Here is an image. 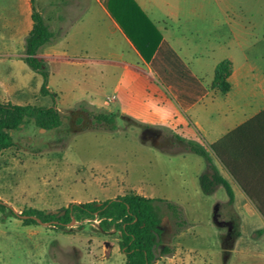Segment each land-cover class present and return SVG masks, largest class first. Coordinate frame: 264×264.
<instances>
[{"label":"crops","instance_id":"1","mask_svg":"<svg viewBox=\"0 0 264 264\" xmlns=\"http://www.w3.org/2000/svg\"><path fill=\"white\" fill-rule=\"evenodd\" d=\"M208 6L193 0H39L35 7L53 37L38 49L37 55L47 65V89L61 94L62 100L70 97L71 106L84 102L89 109L124 114L141 124L130 130L135 150L158 155L161 160L171 154L182 159L192 155L198 165L191 197L193 202L197 201L194 210L204 206L211 212L219 202L227 203V194L221 185L203 191L199 175L206 171L205 161L185 149V142L190 140L204 146L233 193L229 205L233 216L239 218L240 234L230 253L252 252L256 241L245 240L243 236L247 218L259 220V225L251 227L252 231L255 226L264 229V217L211 144L264 108V25L260 21L253 27L241 18L228 20L227 44L223 55L216 56L213 45L200 47L197 43L209 41L213 32L206 25L208 14L199 12ZM31 12L30 0H19L10 14L0 11V61L7 60L16 68L14 77H0V102L28 104L10 101L11 97H5L1 88L21 91L35 81L36 89L40 90L41 75L22 59L24 38L32 26ZM223 58L232 62L230 88L225 93L211 88L214 67ZM116 125L114 130L97 131L108 133L114 140L111 150L121 153L129 139L128 130L117 119ZM141 126L156 130L155 138L163 136L164 129L170 131L183 140H179L183 145L174 149L141 140L138 137ZM139 166L134 164L132 168ZM222 189L225 195L216 197ZM118 192L88 200H104L130 192L157 198L141 183ZM71 201L84 202L70 199L66 204L42 208H59ZM199 202L203 203L201 207ZM182 235H186L184 230L177 238L183 239ZM153 264H193V260L171 255L156 259Z\"/></svg>","mask_w":264,"mask_h":264},{"label":"rangeland","instance_id":"2","mask_svg":"<svg viewBox=\"0 0 264 264\" xmlns=\"http://www.w3.org/2000/svg\"><path fill=\"white\" fill-rule=\"evenodd\" d=\"M193 1L209 4L208 9L200 8L199 12L208 14L206 25L213 32L209 41L197 43L200 47L207 43L213 45L216 56L223 55L224 44H227L225 29L228 20L241 18L253 27L260 21L264 25V0ZM34 3L38 4L39 0ZM18 4L19 0H0V11L10 14ZM15 69L9 61H0V77H14ZM7 81L10 85V80ZM1 91L5 97L10 96L12 102L53 105L63 116V124L51 130L38 129L32 123L22 125L12 132L14 144L0 151V200L15 212L20 213L31 205L45 209L42 207L66 204L70 199L87 201L110 197L116 191L121 193V189L141 183L157 198L179 205L187 222L176 232L164 202H156L163 230L161 242L172 248L171 254H160L157 259L174 255L185 261L191 258L193 264H264V229L255 226L251 231L253 225H259L257 218H247L243 233L245 240L256 241L254 250L225 256L221 240L230 246L238 227L230 205L219 202L211 212L204 206L201 210H194L197 201L193 202L191 197L193 182H197L198 165L192 155L182 159L171 154L168 159L161 160L158 155L135 150L131 139L133 133L130 132L135 124L122 122L120 118L117 123L123 127L126 125L129 139L122 146L124 152L112 151L110 146L114 140L108 137V133L97 131L99 129L79 131L90 122L86 114L78 110L80 103L90 108L84 102L71 106V98L62 100L58 92L54 99L50 94H41L35 81L21 91L13 87L1 88ZM80 116L81 122L77 123ZM164 131L163 136L151 138L141 126L138 137L159 146L182 147L183 143L170 131ZM134 164L140 166L132 168ZM224 195L222 189L215 196L221 198ZM198 205L201 207L203 203ZM98 221L84 219L58 228L39 222L24 224L21 217L0 212V264H124L125 255L118 247V231L103 232ZM182 230L186 235L179 239L177 234Z\"/></svg>","mask_w":264,"mask_h":264},{"label":"trees","instance_id":"3","mask_svg":"<svg viewBox=\"0 0 264 264\" xmlns=\"http://www.w3.org/2000/svg\"><path fill=\"white\" fill-rule=\"evenodd\" d=\"M34 1L30 0L32 26L24 38L22 59L33 71L42 76L40 93L50 94L54 99L55 94L46 87L48 77L46 62L37 55L38 49L51 40L53 32L37 11ZM231 70L230 59L219 60L214 67L211 88L221 93L227 92L230 88L228 76ZM78 110L84 112L90 120L89 126H83L79 131L114 130L117 117L123 118L130 124L141 125L127 115L87 109L83 103L79 104ZM76 122H81V116ZM26 123H32L38 129L51 130L63 124V116L53 105L0 102V151L14 144L12 132ZM175 137L183 141L180 137ZM211 148L264 217V108L220 140L212 143ZM185 149L200 155L205 161L206 171L199 175V184L203 191L209 192L216 185H221L228 197L227 204H231L232 189L228 181L218 172L209 151L201 144L190 140L185 142ZM158 201L164 202L171 214L176 232L187 225L181 208L176 203L159 198H148L132 192L104 200L71 201L66 206L56 209L57 212L25 207L17 213L9 204L0 200V212L15 217L34 215L42 222H50L49 225L58 228H65L72 217L75 221L98 219V226L103 232L110 229L118 231V247L125 255L124 264H153L151 258L152 245L156 242L155 233L159 235L156 245L162 246L161 255L172 253V248L161 242L163 230L160 227L157 211L156 202ZM61 210L64 212L58 215ZM238 220L239 218L237 222ZM22 222L24 224L38 223L31 217L22 218ZM239 234L237 227L234 239ZM233 241L230 246H226L221 240L225 256L230 254Z\"/></svg>","mask_w":264,"mask_h":264},{"label":"water","instance_id":"4","mask_svg":"<svg viewBox=\"0 0 264 264\" xmlns=\"http://www.w3.org/2000/svg\"><path fill=\"white\" fill-rule=\"evenodd\" d=\"M51 212H57L56 209H51L50 210ZM64 211L61 210L58 212V215L62 214ZM21 218H26V217H31L33 219H35L37 222L41 223V224H44V225H48L50 224V222H42L38 217L34 216V215H20ZM74 218L72 217L71 218V221L69 223H67V225H70L72 222H74ZM51 222H55V221H51ZM155 241H159V235L157 233H155ZM156 242L152 245V253H153V256L151 258V262H154L158 256H160L161 254V245L160 246H157L156 245Z\"/></svg>","mask_w":264,"mask_h":264},{"label":"flooded vegetation","instance_id":"5","mask_svg":"<svg viewBox=\"0 0 264 264\" xmlns=\"http://www.w3.org/2000/svg\"><path fill=\"white\" fill-rule=\"evenodd\" d=\"M144 132L147 136L151 137V138H155L156 135L158 134V132L154 129L151 128H145Z\"/></svg>","mask_w":264,"mask_h":264}]
</instances>
